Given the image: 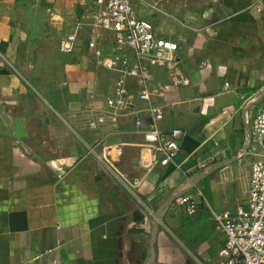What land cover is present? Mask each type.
<instances>
[{"label": "crops", "instance_id": "obj_1", "mask_svg": "<svg viewBox=\"0 0 264 264\" xmlns=\"http://www.w3.org/2000/svg\"><path fill=\"white\" fill-rule=\"evenodd\" d=\"M144 3L155 13L136 2L140 17L179 44L174 65L141 64L164 110L160 131L187 132L167 165L146 139L154 121L139 79H128L124 105L109 102L112 46H88L96 0H0V264L225 258L214 214L243 203L250 164L264 154L249 130L264 107V0ZM74 31L76 50L62 52L59 39ZM91 145L110 156L85 155ZM200 163L215 168L198 178ZM187 194L193 215L177 202Z\"/></svg>", "mask_w": 264, "mask_h": 264}, {"label": "built area", "instance_id": "obj_2", "mask_svg": "<svg viewBox=\"0 0 264 264\" xmlns=\"http://www.w3.org/2000/svg\"><path fill=\"white\" fill-rule=\"evenodd\" d=\"M96 3L102 9L95 15L97 31L88 46L100 54L101 46L110 42L112 53L105 65L119 72L113 97L109 102L124 105L131 95L128 79H139V99L148 102V110L154 121L146 139L150 143L157 142L153 160L167 165L177 156V141L187 132L181 127H175L170 132L171 137L167 139L165 133L160 131L157 121L163 118L164 110L153 105L152 94L141 64L147 61L152 65H174L179 44L158 35L154 24L140 17L135 0H96ZM77 37L75 31L62 36L58 43L59 49L65 53H73L77 48ZM262 93L264 96V87ZM159 94L162 95L163 91H159ZM141 122L138 120V125ZM249 130L253 135H258L261 146L264 145V107L258 111L249 125ZM85 155H96L99 159H105L110 156V150L98 154L97 145H91ZM256 156L250 164L249 185L243 203L234 212L226 210L214 214L215 227L225 237L221 249L225 258L219 264H264V154ZM198 166L200 171L206 168L205 163ZM177 202L186 206L188 214L196 213L198 203L191 194L180 197Z\"/></svg>", "mask_w": 264, "mask_h": 264}, {"label": "water", "instance_id": "obj_3", "mask_svg": "<svg viewBox=\"0 0 264 264\" xmlns=\"http://www.w3.org/2000/svg\"><path fill=\"white\" fill-rule=\"evenodd\" d=\"M214 168H215V167H212V168H210V169H207V170H205V171L200 172V173L197 175L198 178H199V177H203V176L209 174ZM139 213H140L139 211H136L135 215H138ZM157 231H158V226H155L154 231H153V233H152V244H154V242H155L156 235H157Z\"/></svg>", "mask_w": 264, "mask_h": 264}, {"label": "rangeland", "instance_id": "obj_4", "mask_svg": "<svg viewBox=\"0 0 264 264\" xmlns=\"http://www.w3.org/2000/svg\"><path fill=\"white\" fill-rule=\"evenodd\" d=\"M136 2L138 3V8L139 10L142 9H147L148 11H150L152 14L155 13L154 10L152 9V7H148L149 5H146L144 3V0H136ZM100 9H102V7H100Z\"/></svg>", "mask_w": 264, "mask_h": 264}]
</instances>
